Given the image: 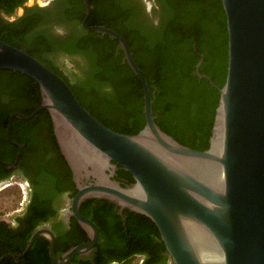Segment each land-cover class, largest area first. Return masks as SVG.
<instances>
[{"label": "water", "instance_id": "1", "mask_svg": "<svg viewBox=\"0 0 264 264\" xmlns=\"http://www.w3.org/2000/svg\"><path fill=\"white\" fill-rule=\"evenodd\" d=\"M227 18L228 68L220 91L210 146L198 150L180 143L156 122L145 75L123 35L104 25H83L119 41L144 91L145 126L136 134L118 132L96 118L58 73L35 56L0 39V69L19 71L40 87V110L51 115L54 131L74 174L95 180L79 185L72 206L93 232L92 243L71 249L67 263L97 241L96 224L79 212L89 194L107 198L149 217L176 264H264V0H221ZM134 182L115 179L117 166ZM36 232L26 251L38 235ZM25 251V252H26ZM3 259V257H2ZM1 259V260H2Z\"/></svg>", "mask_w": 264, "mask_h": 264}, {"label": "flooded vegetation", "instance_id": "2", "mask_svg": "<svg viewBox=\"0 0 264 264\" xmlns=\"http://www.w3.org/2000/svg\"><path fill=\"white\" fill-rule=\"evenodd\" d=\"M95 1L101 14H105L103 0ZM138 2L147 21L157 24L161 15L158 1ZM93 8L94 5L86 24L103 25L92 22ZM85 15L84 0H28L11 15L0 9V26L9 28L4 34L11 32L14 38L25 39L18 41V48L35 52L74 83L75 73L85 60L84 52L72 48V44L79 45L90 35L100 39L109 35L85 28ZM106 15L113 20L117 17L115 12ZM40 40L43 44L38 48L36 41ZM19 79L12 85L0 84V191L21 189L18 205L12 211L0 209V264L10 259L13 262L9 264H176L150 218L93 194L84 197L79 212L96 224L97 241L63 263L71 249L92 243L93 232L80 223L72 201L79 185L91 184L95 179L74 174L59 146L48 110H40L30 119L15 116L11 140L8 139L11 115H29L38 107H34L36 91L28 90L26 78ZM120 176L123 174L118 165L115 179L124 185L132 184L126 176ZM36 232L38 235L26 251Z\"/></svg>", "mask_w": 264, "mask_h": 264}, {"label": "trees", "instance_id": "3", "mask_svg": "<svg viewBox=\"0 0 264 264\" xmlns=\"http://www.w3.org/2000/svg\"><path fill=\"white\" fill-rule=\"evenodd\" d=\"M27 1L0 0V9L11 15ZM157 1L161 12L157 24L147 21L138 0H103V15L99 3L90 0L94 5L92 22L114 27L128 42L147 79L153 114L161 129L184 145L205 150L210 146L220 91L210 80L199 77L196 66L203 56L200 72L210 76L219 87L224 85L228 68L226 13L221 0ZM111 12L116 13L114 20L106 15ZM6 29L9 30L0 26L3 41L18 47V41L25 40L21 36L14 38L11 32L4 34ZM79 43L72 44V48L83 51L85 61L81 66L77 64L81 68L75 73L74 83L35 52H26L64 78L84 107L105 125L125 134L138 133L146 124L143 86L123 60L119 41L109 35L102 39L90 35ZM41 44L43 41H36L38 48ZM20 77L29 81V91H36L34 107L39 106L41 90L33 78L19 71L0 69V84L12 85ZM121 174L128 183L134 182L131 173L122 167ZM144 218L149 219L145 215ZM7 262L12 263L13 259Z\"/></svg>", "mask_w": 264, "mask_h": 264}, {"label": "rangeland", "instance_id": "4", "mask_svg": "<svg viewBox=\"0 0 264 264\" xmlns=\"http://www.w3.org/2000/svg\"><path fill=\"white\" fill-rule=\"evenodd\" d=\"M68 65L72 66L71 64ZM20 191L21 189H3L0 191V209H4L7 212L12 211L18 205L17 200L19 199Z\"/></svg>", "mask_w": 264, "mask_h": 264}, {"label": "built area", "instance_id": "5", "mask_svg": "<svg viewBox=\"0 0 264 264\" xmlns=\"http://www.w3.org/2000/svg\"><path fill=\"white\" fill-rule=\"evenodd\" d=\"M168 264H172L171 261Z\"/></svg>", "mask_w": 264, "mask_h": 264}]
</instances>
